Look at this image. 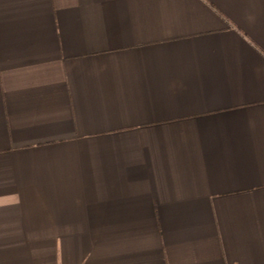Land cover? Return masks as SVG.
Returning a JSON list of instances; mask_svg holds the SVG:
<instances>
[{
	"label": "crops",
	"instance_id": "0c3cea01",
	"mask_svg": "<svg viewBox=\"0 0 264 264\" xmlns=\"http://www.w3.org/2000/svg\"><path fill=\"white\" fill-rule=\"evenodd\" d=\"M0 264H264V0H0Z\"/></svg>",
	"mask_w": 264,
	"mask_h": 264
}]
</instances>
